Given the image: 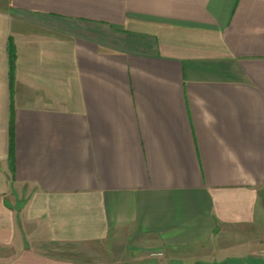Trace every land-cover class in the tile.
I'll return each instance as SVG.
<instances>
[{"label":"crops","instance_id":"obj_1","mask_svg":"<svg viewBox=\"0 0 264 264\" xmlns=\"http://www.w3.org/2000/svg\"><path fill=\"white\" fill-rule=\"evenodd\" d=\"M172 263L264 264V0H0V264Z\"/></svg>","mask_w":264,"mask_h":264},{"label":"rangeland","instance_id":"obj_2","mask_svg":"<svg viewBox=\"0 0 264 264\" xmlns=\"http://www.w3.org/2000/svg\"><path fill=\"white\" fill-rule=\"evenodd\" d=\"M155 254H158V253H156V252H155V253H150V256H149V253H148V256H149V257H154V258H155V257H159V256H156ZM208 254H210V252H208ZM183 258H184V257H183ZM187 258H189V257H187ZM239 261H240V260H239ZM242 262H243V261H242ZM172 264H173V263H172Z\"/></svg>","mask_w":264,"mask_h":264}]
</instances>
